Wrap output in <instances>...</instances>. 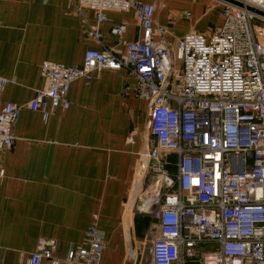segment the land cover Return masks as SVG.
<instances>
[{"label":"built area","instance_id":"1","mask_svg":"<svg viewBox=\"0 0 264 264\" xmlns=\"http://www.w3.org/2000/svg\"><path fill=\"white\" fill-rule=\"evenodd\" d=\"M264 12V0H234ZM44 4L48 0H42ZM93 11L87 36L101 41L106 12L135 10L142 38L115 50L86 52L82 66L43 62L44 85L28 108L45 118L68 110L70 86L93 74L127 69L134 95L149 106L151 143L138 166L134 213L155 222L147 239L150 264H264V19L224 2L222 26L189 32L175 44L157 23V6L136 0H77ZM126 24L114 26L120 37ZM11 80L0 76V96ZM23 106H0V154L10 151ZM5 172L0 169V180ZM152 200L150 214L143 213ZM80 247L63 261L42 241L29 264H101L104 234L97 215ZM207 247L208 249H202Z\"/></svg>","mask_w":264,"mask_h":264},{"label":"crops","instance_id":"2","mask_svg":"<svg viewBox=\"0 0 264 264\" xmlns=\"http://www.w3.org/2000/svg\"><path fill=\"white\" fill-rule=\"evenodd\" d=\"M76 1L0 0V76L11 80L0 106H23L15 142L0 154V264H29L46 240L63 261L83 244L95 215L105 237L101 264H140L148 252L154 221L135 214L131 201L152 138L148 103L134 95L135 77L124 69L96 72L89 83L77 80L70 86L71 107L48 118L27 106L44 85L43 62L80 67L88 51L124 55L122 43L142 38L135 10L107 11L103 39L89 38L95 14H78ZM136 1L157 6L155 19L167 27L172 45L189 32L209 35L223 23L220 0ZM123 24V36L112 35Z\"/></svg>","mask_w":264,"mask_h":264},{"label":"water","instance_id":"3","mask_svg":"<svg viewBox=\"0 0 264 264\" xmlns=\"http://www.w3.org/2000/svg\"><path fill=\"white\" fill-rule=\"evenodd\" d=\"M220 1H223V2H226L228 4H231V5H233V6L237 7V8L240 7L242 9H246L251 14H253V15L255 14L256 16L261 17V18L264 19V12H262V11L256 9V8L246 7L243 3L239 2V1L238 2L234 1V0H220ZM153 208H154V202L152 200H149L146 203V205L144 206L143 213L145 212L147 214H150L152 212ZM129 250H130L129 259L131 260L132 257H133L131 246L129 247Z\"/></svg>","mask_w":264,"mask_h":264},{"label":"rangeland","instance_id":"4","mask_svg":"<svg viewBox=\"0 0 264 264\" xmlns=\"http://www.w3.org/2000/svg\"><path fill=\"white\" fill-rule=\"evenodd\" d=\"M256 24L261 26L263 28V30H264V22L261 19H257L256 20ZM261 41H262V43H264V36L261 38ZM154 224H155L154 222L150 223V226H149L150 229L153 228ZM202 249H208V248L207 247H202ZM147 253H146V255H142V257L140 258V264H150V254L149 253L147 254Z\"/></svg>","mask_w":264,"mask_h":264}]
</instances>
